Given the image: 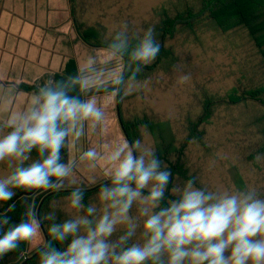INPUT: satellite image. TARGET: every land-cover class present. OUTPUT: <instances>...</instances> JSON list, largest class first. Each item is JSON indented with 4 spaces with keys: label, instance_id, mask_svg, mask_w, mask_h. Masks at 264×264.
<instances>
[{
    "label": "clouds",
    "instance_id": "obj_1",
    "mask_svg": "<svg viewBox=\"0 0 264 264\" xmlns=\"http://www.w3.org/2000/svg\"><path fill=\"white\" fill-rule=\"evenodd\" d=\"M135 39L133 46L125 32H118L109 48L113 54H127L139 71L155 61L161 44L154 27ZM187 79L185 75L183 80ZM119 83L124 84L123 77ZM80 87L86 90L82 82ZM104 117L95 98L82 101L69 95L61 84L41 88L28 110L7 122L5 126L11 131L0 135V164L7 162L11 167L0 175V202L12 200L16 189L62 188L76 165L75 160L61 162L66 138L71 137L74 143L83 135L85 121L95 127ZM33 150L41 159L25 166ZM101 158L109 166L111 184L99 186L102 209L98 218H88L96 212L92 206L87 208V216L61 223L55 222L52 212L41 219L31 204L19 222H12L6 212L0 214V258L21 242H31L39 234L41 223L51 220L49 239L38 252L39 264H165V253L167 264H184L185 260L189 264H264V198L255 191L216 194L195 188L194 181L189 180L180 198L161 208L172 172L162 169L151 145L141 138L126 139L112 146L104 157L91 148L79 160L91 162L89 166L94 168ZM82 199L83 192L77 188L66 197L67 206L78 211L84 207ZM134 203L139 206L140 217H147L143 222L144 243L125 247L138 227L129 215ZM118 225L126 231L112 242L109 238ZM69 237L63 251L54 246L53 242L64 244Z\"/></svg>",
    "mask_w": 264,
    "mask_h": 264
},
{
    "label": "rangeland",
    "instance_id": "obj_2",
    "mask_svg": "<svg viewBox=\"0 0 264 264\" xmlns=\"http://www.w3.org/2000/svg\"><path fill=\"white\" fill-rule=\"evenodd\" d=\"M50 1L52 5V0H0V28L21 21H33V14H24L22 9L33 11L45 5L48 11ZM196 1L72 0V4L75 18L86 26L96 28L103 41L112 43L118 32H125L134 46L137 42L135 37L143 35V31L149 27L155 28L157 40L161 42L157 31L164 17L175 15L195 4L198 6ZM164 45L173 51L174 58L166 57L155 70L143 71L141 79L125 81L122 89L121 111L124 120L142 123L138 125V133L133 132V139H143L158 155L168 158L167 153L173 155L183 146L189 129L203 114L204 103L212 99V116L206 123L196 127L198 138L189 139L184 151L188 178L178 179L172 194L180 198L187 181L194 179V187L206 192L234 194L255 191L259 198H264V155L257 153L264 138L260 133L264 131V108L254 102L235 105L228 101L236 89L253 86L263 80L261 58L248 33L243 29L223 31L204 21L197 29V34L179 31L174 37L165 39ZM78 54L82 64H94L102 56L101 65L83 76L85 81L91 83L109 86L114 80H119L125 69L124 58L106 49L83 45L78 48ZM185 75L188 76L187 80H183ZM100 103L105 111L100 143L106 156L112 146L122 143L126 138L119 123H115L119 119L116 94H106L104 99L100 98ZM8 132L0 126V135ZM91 148L97 150L93 140L89 144ZM79 152L81 155L84 150ZM38 159L31 154L25 166ZM70 160L76 159L70 156ZM161 162L162 169H168L169 164L165 160ZM90 163L80 161L75 165L73 176L66 179L59 190L91 189L110 180L109 166L105 159L100 160L94 168L89 166ZM9 171L11 167L7 162L0 164V175ZM49 191L43 190L40 194ZM98 194L85 202L82 199L84 207L78 211L67 206L66 197L56 199L49 212L55 214V222L61 223L78 216H87V208L92 206L96 212L88 218H98L102 209ZM170 201L173 200L167 202ZM129 215L138 227L124 246L142 245L143 222L147 217H140L139 206L135 203ZM125 231L124 226L118 225L109 240L117 241ZM45 241L46 236L40 228L39 234L29 242L25 259L39 251ZM162 259L167 264V253ZM145 264L152 262L146 261ZM184 264H189V261L185 260Z\"/></svg>",
    "mask_w": 264,
    "mask_h": 264
},
{
    "label": "trees",
    "instance_id": "obj_3",
    "mask_svg": "<svg viewBox=\"0 0 264 264\" xmlns=\"http://www.w3.org/2000/svg\"><path fill=\"white\" fill-rule=\"evenodd\" d=\"M196 2L198 3V6L195 4V6H191L182 12L176 13L175 15L168 14L158 25L157 32L161 39V49L152 66H142L140 70L137 71L136 65L134 63H130L127 54L124 56L119 55L125 60V69L119 79L123 77L124 83L125 81L141 79L143 77V71L155 70L160 65L162 59L166 57L173 59V51L165 47L164 40L169 37H174L179 31L197 34V29L202 24V22L207 21L223 31L243 29L248 33L254 49L257 50V53L261 58L263 80L260 83L253 84V86H243L239 90L236 89L229 96L228 101L230 104L232 103L235 105L254 102L264 108V0H197ZM73 18L77 26L76 29L79 33V36L84 42H86L91 47L106 49L112 52L109 48L111 42L103 41L101 39L102 35L96 28L86 26L84 23L78 21L75 18V11H73ZM133 76L135 77L134 79ZM80 82L84 84V82L81 80L76 62L71 60L66 65L63 74L55 75L53 83L47 87H56L58 84H61L62 86L67 87L69 95L77 96L82 101H84L87 97H92L96 94H113L115 92L117 113L119 115V125L121 126V130L124 132L125 138L132 140L133 132L138 133V125L142 123H134L131 121L126 122L123 118L121 111V98H123L122 89L124 84L121 85L119 80H114V82H112L109 86H106L105 84H99L96 88L89 87L88 85L84 84L86 90L81 91ZM23 88L26 91L34 92L37 95L42 87L38 85H25ZM204 104L203 114L200 116L199 121H197L196 124H193V127L189 129L190 132L188 138L186 139L183 146L178 148L173 155L167 153L168 158L167 156H162V154L159 155L161 161L165 160L166 163L169 164L168 169L172 172V180L168 185V191H166L164 201L160 206L161 208H166L169 206L171 201H167L179 199L172 194L175 182L178 179L187 180L188 178L183 158L185 148L187 147V142H189V139L191 138H198L197 133H195L196 131L198 132L196 127H198L199 124L203 125L206 123L214 112L212 107V99H208V101ZM147 123L148 122H145V124ZM260 133L264 137V131L261 130ZM199 134L201 135L202 133ZM257 153L264 155V138L261 148L257 151ZM31 154L41 159L38 157L36 150H33ZM67 157L68 149L66 138L65 147L61 149V162L66 164ZM174 157L176 158L175 160L173 159ZM191 180L195 181L194 179ZM109 182L111 183V180H109L107 183ZM99 186L91 189H81L83 192V201H88L90 197L92 198V196L98 193ZM43 190L44 189H33L26 191L22 189H16V196L13 197L12 200L2 202L0 214L6 212V214L10 216L12 222H19L24 218V214L27 212L29 204H31L37 213L40 211L41 219H43V215L45 213H49L53 201L59 198L67 197L73 191V189L57 190L49 191L46 194L41 195L40 192ZM144 194H147V190H144ZM9 206H12V208ZM52 223L53 221L51 220L41 223V228L46 236V241L49 239L47 229ZM68 242H70L69 238L64 244L57 245L55 242L53 243L54 246L63 251L67 247ZM28 247L29 242H21L20 246L16 250L9 252L0 258V264H39V251H37L31 258L25 259V253L27 252ZM119 251L120 250H118V252Z\"/></svg>",
    "mask_w": 264,
    "mask_h": 264
},
{
    "label": "crops",
    "instance_id": "obj_4",
    "mask_svg": "<svg viewBox=\"0 0 264 264\" xmlns=\"http://www.w3.org/2000/svg\"><path fill=\"white\" fill-rule=\"evenodd\" d=\"M44 6L33 11L22 9L24 14H33V21H21L0 28V126L9 131L11 128L5 126L7 122L26 112L36 95L23 87L38 85L44 88L51 85L54 76L63 74L69 61L76 62L85 85L94 88L99 85L83 79L86 73L96 69L103 61L100 56L94 64L80 63L78 48L89 45L82 40L76 29L72 0H52V5L51 1L48 4L50 8L48 11ZM105 95L96 94L85 100L95 98L98 106L101 107L100 98L104 99ZM103 122L104 120L92 127L90 122L85 121L83 135L78 140L72 143L71 137L67 138L66 164L70 161V156H74L77 166L81 156L79 151H88L92 140L97 144V152L102 157L105 156L100 143L103 137L101 129L104 126ZM117 122L115 120V123Z\"/></svg>",
    "mask_w": 264,
    "mask_h": 264
},
{
    "label": "water",
    "instance_id": "obj_5",
    "mask_svg": "<svg viewBox=\"0 0 264 264\" xmlns=\"http://www.w3.org/2000/svg\"><path fill=\"white\" fill-rule=\"evenodd\" d=\"M38 214L40 215V211L38 212Z\"/></svg>",
    "mask_w": 264,
    "mask_h": 264
}]
</instances>
